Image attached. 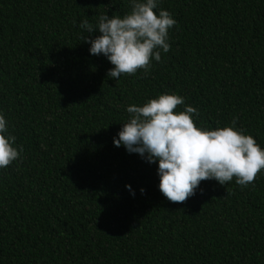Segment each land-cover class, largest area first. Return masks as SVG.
Returning a JSON list of instances; mask_svg holds the SVG:
<instances>
[{"label": "trees", "instance_id": "1", "mask_svg": "<svg viewBox=\"0 0 264 264\" xmlns=\"http://www.w3.org/2000/svg\"><path fill=\"white\" fill-rule=\"evenodd\" d=\"M159 9L177 21L170 50L114 80L79 25L123 17L129 0H0V112L23 147L0 169V264H264V169L248 187L205 180L171 202L158 165L113 144L129 105L167 92L198 127L238 117L264 149V0Z\"/></svg>", "mask_w": 264, "mask_h": 264}, {"label": "clouds", "instance_id": "2", "mask_svg": "<svg viewBox=\"0 0 264 264\" xmlns=\"http://www.w3.org/2000/svg\"><path fill=\"white\" fill-rule=\"evenodd\" d=\"M129 2L131 11L123 17L101 15L95 27L85 17L79 25L89 34L84 42L90 45L89 54L103 55L113 65L107 76L114 80L125 73L134 75L138 69L147 73L151 60L159 62L161 50H170L169 30L177 24L169 11H156L160 0ZM94 32L99 35L92 38ZM178 105H184V111H174ZM126 111L127 121L113 137V144L158 165L159 191L171 202H185L205 180L224 186L235 178L237 185L248 187L264 169V149L237 128L238 117L231 126L198 127L193 120L194 115L199 117L198 110L185 105L183 96L167 92L142 106L129 105ZM22 152L0 112V169L23 159ZM125 187L135 196L130 185Z\"/></svg>", "mask_w": 264, "mask_h": 264}]
</instances>
